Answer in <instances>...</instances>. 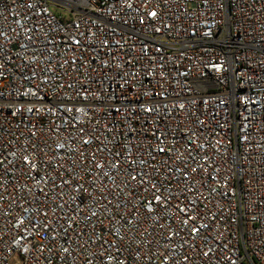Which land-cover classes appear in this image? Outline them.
<instances>
[{
    "label": "built area",
    "instance_id": "built-area-1",
    "mask_svg": "<svg viewBox=\"0 0 264 264\" xmlns=\"http://www.w3.org/2000/svg\"><path fill=\"white\" fill-rule=\"evenodd\" d=\"M0 264H264V0H0Z\"/></svg>",
    "mask_w": 264,
    "mask_h": 264
}]
</instances>
